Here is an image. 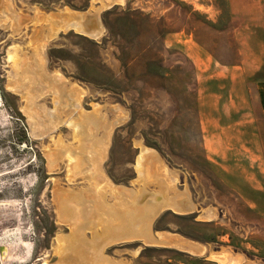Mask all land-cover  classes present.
Returning a JSON list of instances; mask_svg holds the SVG:
<instances>
[{"label":"rangeland","instance_id":"obj_1","mask_svg":"<svg viewBox=\"0 0 264 264\" xmlns=\"http://www.w3.org/2000/svg\"><path fill=\"white\" fill-rule=\"evenodd\" d=\"M42 1L0 0V264H264V0Z\"/></svg>","mask_w":264,"mask_h":264},{"label":"crops","instance_id":"obj_2","mask_svg":"<svg viewBox=\"0 0 264 264\" xmlns=\"http://www.w3.org/2000/svg\"><path fill=\"white\" fill-rule=\"evenodd\" d=\"M262 62H264V60H262ZM258 76L264 77V65L262 64L261 69L259 68V70L256 73ZM257 99H256V113L259 116L258 121H260L261 125L263 126V136H264V78L262 80H259L257 83ZM213 126H216V128H218L220 125H218V123L213 124ZM225 129V128H224ZM225 136H227L225 134ZM256 149L260 152H258L260 155V159H261V170H262V176H263V185L261 187V190H263L264 192V144H263V139L261 138V135H259L258 131L256 133ZM255 205V204H254ZM264 217V214H263ZM210 253L211 254V261L214 262L215 264H226L224 262V258L225 255H227V257L229 258V260L231 259H238L239 260V264H249L248 261L246 260V254L242 253H237L235 251H231L226 249L223 250H218V251H212Z\"/></svg>","mask_w":264,"mask_h":264},{"label":"bare ground","instance_id":"obj_3","mask_svg":"<svg viewBox=\"0 0 264 264\" xmlns=\"http://www.w3.org/2000/svg\"><path fill=\"white\" fill-rule=\"evenodd\" d=\"M92 13V12H91ZM72 14V13H71ZM88 14V13H87ZM97 15V14H96ZM71 16H73V15H71ZM82 16V15H81ZM79 17H80V15H79ZM73 19V18H72ZM84 20V19H83ZM83 20H81V21H79V20H76V21H73V22H69L68 20H67V22H69L65 27L66 28H76V29H78L79 30V32H82V33H87L85 30H84V28H83ZM62 22H65V20H63ZM89 22V21H88ZM87 22V23H88ZM65 24H66V22H65ZM21 25V24H20ZM64 28V27H63ZM92 32H90V33H88L89 35H91V36H94V37H96V36H98V35H100V33L102 32V26H101V24H100V21H99V17H97V23L94 25V26H92ZM36 43V42H35ZM71 92V91H70ZM72 105V104H71ZM55 155H57V154H55ZM144 155V154H143ZM143 155H141L140 156V158L138 159V163H137V168L139 169V170H141V165H142V159H143ZM54 156V155H53ZM58 157V156H57ZM59 158V157H58ZM80 160V159H79ZM144 161V160H143ZM150 161V160H149ZM144 165H146L145 163H144ZM146 171V170H145ZM145 174V173H144ZM68 197H69V195H68ZM67 197V198H68ZM162 198V197H161ZM74 200V199H73ZM160 200V199H159ZM65 201V200H64ZM63 201V202H64ZM72 201V200H71ZM75 202V201H74ZM143 202V201H142ZM173 203H174V201H173ZM168 204V203H167ZM188 204V203H187ZM186 204V205H187ZM71 205V204H70ZM69 205V206H70ZM166 205V204H165ZM157 206V205H156ZM164 206V205H163ZM188 206V205H187ZM191 206V205H190ZM76 207V206H75ZM162 207V206H161ZM172 207V206H171ZM191 208V207H190ZM73 209H75L74 207H73ZM63 211L65 212V215L66 216H69L68 215V213H72L71 215H74V216H72L74 219H75V217H78V215H79V212L77 211L76 212V210L74 211V210H72V207H67L66 206V208H65V206H64V208H63ZM74 212H76L75 214H74ZM144 212V211H143ZM152 212V211H151ZM153 212H155V211H153ZM78 214V215H77ZM141 214H143V213H141ZM153 214V213H152ZM63 215V214H62ZM70 215V216H71ZM75 215H77V216H75ZM147 215H148V213H147ZM66 216H65V218H66ZM78 218H80V216L78 217ZM137 218H139V217H137ZM136 217H135V219H137ZM70 219V218H69ZM73 219V221H75ZM134 219V220H135ZM67 220V219H66ZM81 220V219H80ZM145 220V219H144ZM138 221V220H137ZM147 221V220H146ZM154 221V220H153ZM67 223V222H66ZM141 223H143V222H141ZM144 223H146V222H144ZM149 223V222H148ZM70 224V223H69ZM136 224V223H135ZM147 224V223H146ZM73 225V224H72ZM142 225V224H141ZM133 226V225H132ZM136 226V225H135ZM135 226H133V228L135 227ZM143 226V225H142ZM114 227V226H113ZM116 227H118V226H116ZM130 227H131V225H130ZM137 228V227H136ZM135 228V229H136ZM139 228V227H138ZM114 230V229H113ZM113 230L111 229V231L110 232H113ZM116 230H119V229H116ZM122 230V228L119 230V231H121ZM140 230H142L141 228H140ZM149 230V229H148ZM123 232H126V231H124V230H122ZM115 233H116V231H114ZM122 232V233H123ZM128 232V231H127ZM140 232V231H139ZM128 233H131V232H128ZM128 233H125V234H128ZM142 233V232H141ZM147 233H148V235L149 234H151L149 231H147ZM146 233V234H147ZM108 234V233H107ZM113 234L114 233H112V236H113ZM121 234V233H120ZM133 234V233H132ZM143 234V233H142ZM109 235V234H108ZM116 234H114V236H115ZM124 235V234H123ZM154 236V235H153ZM109 236H107V238H108ZM155 237V236H154ZM75 238V237H74ZM99 238V237H98ZM100 239V238H99ZM98 239V240H99ZM132 239H133V237H132ZM142 239V238H141ZM151 239V238H150ZM173 239V238H172ZM146 240V239H145ZM154 240V239H153ZM75 241V240H74ZM97 241V240H96ZM92 242H93V240H92ZM114 242H116V241H114ZM106 243V242H105ZM114 244V243H113ZM89 252H91V251H89ZM93 252V251H92ZM94 253H96V252H94ZM99 253V252H98ZM93 256V255H92ZM91 257V256H90ZM96 257L97 258H101L102 257V253H101V255L100 254H98V255H96ZM92 258V257H91ZM93 259V258H92ZM104 259V258H103ZM100 261H101V259H100ZM89 262V261H88ZM224 262L226 263V264H239V260L237 259H231V260H229V258L227 257V255H225V258H224ZM93 264H94V261L92 262ZM79 264V263H78ZM81 264V263H80Z\"/></svg>","mask_w":264,"mask_h":264},{"label":"water","instance_id":"obj_4","mask_svg":"<svg viewBox=\"0 0 264 264\" xmlns=\"http://www.w3.org/2000/svg\"><path fill=\"white\" fill-rule=\"evenodd\" d=\"M94 25H95V24H94ZM94 25H89V24L87 23L86 20L83 21V28H84V30H85L86 27H88V28H86V29L90 30V31H88L86 34H88V33H90V32L93 31V30H92V26H94ZM88 35H89V34H88ZM89 36H91V35H89ZM92 37H94V36H92ZM164 235H165V233H164ZM167 235H168V234L165 235L166 238L168 237ZM165 237L160 236V237L157 239V238H155L154 236H152V237H150V238H151V239H155L156 242L159 243V244H167V245H170V244H168V243L166 242V238H165ZM150 238H148V240H150ZM156 242H154L153 240L151 241V243H154V244H157ZM176 242L179 243V246H180L181 248H183V249H185L186 251H189V252H191V253H193V254H200V253L202 254L203 252L208 251V250L205 251V249L203 248V247H204L203 245L197 244V243H195V242H193V241H188V240H186V239L177 240ZM213 251H218V250H213Z\"/></svg>","mask_w":264,"mask_h":264},{"label":"trees","instance_id":"obj_5","mask_svg":"<svg viewBox=\"0 0 264 264\" xmlns=\"http://www.w3.org/2000/svg\"><path fill=\"white\" fill-rule=\"evenodd\" d=\"M58 1H60V0H49V1H42V2H45V3H48V4H53V3H56V2H58Z\"/></svg>","mask_w":264,"mask_h":264}]
</instances>
